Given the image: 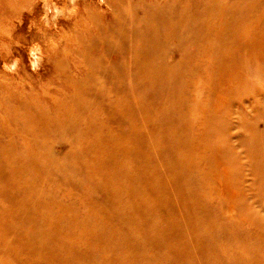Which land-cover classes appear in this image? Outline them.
<instances>
[{
    "label": "rangeland",
    "instance_id": "obj_1",
    "mask_svg": "<svg viewBox=\"0 0 264 264\" xmlns=\"http://www.w3.org/2000/svg\"><path fill=\"white\" fill-rule=\"evenodd\" d=\"M215 1L217 5L212 6L209 11V14H214V35L217 34V28L219 30L224 28L221 20L231 17L225 7L232 2L231 0ZM172 2L173 0H0V147H2L0 148V158H5L4 149L12 150L14 160L22 163L24 159L21 158L20 150L25 148L24 144L30 141L34 143L38 139L40 150L35 159L50 161L54 167L59 161L64 160L68 151V141L67 136L65 138L56 128L55 108L59 106H61L59 108L61 119L64 115L70 114L74 124L81 132L86 130L88 120L92 118L91 121L97 125L99 133L104 139L109 137L112 132H115V135H127L133 129L132 120L136 121L135 130L141 137L138 143L150 144L149 135H152L155 129L157 132L161 126L156 125L155 127L149 120L156 118L161 121V117L163 118L164 113L168 110L176 112L180 108L183 110L186 107H182L181 104L177 109L176 106H172L173 103H170L171 107H168L169 91L164 90L163 86L152 85L147 75L141 76L142 68L138 69L133 66L130 55L132 50L137 46L140 47L139 44H136L134 35L150 26H155L158 28L157 30H160V33H164L167 31L163 27L165 17H170L173 13L174 16L182 18V9L190 8L186 5H179V7L176 5L178 9L169 12L168 10L173 9ZM242 6V4H238L237 7L239 9ZM242 20L244 21L238 30L243 29L244 33L248 31L249 36L258 33L264 41V0H249L248 12L246 11ZM192 21L193 19L190 17L187 23H192ZM175 35L174 38L182 42L169 45L160 54V57L168 61H179L184 58L188 64L187 71L181 79V82L190 86L185 94L186 101L193 102L195 100L196 92L193 87L195 84L201 86L202 89L201 108L198 110L191 107L185 111L182 117L186 126L177 130L180 132L181 139L186 143V154L189 160L194 168L203 175V187H200L198 181L188 183L182 180L176 185L177 188L179 187L176 193L181 195V198L178 199L179 203L175 200L172 202L176 203L175 206L178 209L171 208L176 209L175 212L182 216L179 210L184 209L185 206L181 205L186 203L185 197L189 195L191 200H197L202 205L203 210H201L200 217L206 213L225 225L226 229L221 235L218 234L220 236L218 243L226 246L225 249L213 247L212 255L208 254L207 259L190 257L187 264H214L215 259L223 264H242L239 261L241 258L247 259V261L255 259L257 262L264 263V225H258L253 218H248L242 211V209L253 210L264 216L262 205L260 206L254 188L253 160L255 155L252 150L254 146L250 141L255 134L257 136L258 132L264 130V61L255 60L248 65L249 79L256 88L251 92L233 90L232 82H235L238 77H228L227 70L218 74L219 78L214 79L216 86L212 87L208 81V64L212 59L204 50L214 37L203 41H200L201 36L192 38L194 30L191 24L185 25L181 30L179 25ZM192 39L194 41L182 46L183 41L188 42ZM247 39L248 37L244 41L256 42L251 38ZM94 63L95 65H93ZM197 80L200 81L199 84L195 83ZM81 87L87 92L78 99L76 94ZM121 96L125 97L128 103H124L120 107L124 106L123 108L129 110L131 118L119 121L116 115L114 117L106 115L101 107L109 101L116 104ZM136 99L142 102L145 110L143 108L140 110L135 106ZM214 105L217 106L214 110V118L219 119L220 122L217 121V129H208V109ZM68 106H72V111L65 113ZM45 114L47 118H44ZM31 117L40 119L41 127L44 124L49 125H47L46 131L38 130L41 128L40 126L34 128L35 131L31 135L33 138L30 139V137L28 138L30 141H27L26 137L28 136L26 135L29 133H27L26 125L32 121ZM175 117L178 118L179 114L177 113ZM17 118L21 121L19 122ZM22 126L25 127L20 128ZM15 131L17 132L15 133ZM168 134L160 139L162 146H168L170 142ZM223 135L224 137H222ZM93 138L95 139V136ZM115 142L121 146L133 143L117 138H115ZM30 144L32 143L30 142ZM117 147L116 145L113 149L115 160H125L129 170L133 165L127 161L124 152L116 150ZM219 147H223L221 151L224 154L227 153V156L220 160L216 158L219 156L215 152L216 148L219 150ZM106 149L111 151L112 144L108 142ZM166 155L171 160L166 159ZM141 156L144 157L145 154L142 153ZM174 156L162 150L161 158L154 159L151 165L148 164L151 166L147 168L148 182H137L134 186L135 190L145 191L144 189L149 186L153 178L160 187L171 188L172 185L167 183V180L165 182V178L167 173H170L167 163L173 161ZM207 158H209L208 161L204 160ZM28 159L33 162L31 153L28 155ZM233 159L236 161L234 167L231 166ZM142 160L145 159H140V165ZM145 164L146 161L143 165ZM6 168V165L0 163V171ZM182 168L183 165L178 166L179 170L175 172V177L181 174ZM51 171L55 176V172ZM6 172L8 173V171ZM99 173L102 172L99 171ZM8 176L9 173H5V177H2L0 173V181H7ZM33 176H36L34 181L36 180L37 189L40 191L42 188L40 192L44 193L48 200L53 198L51 187L43 182L49 179L48 176L37 173H33ZM41 178L44 180L40 181ZM71 178L76 186L68 184L69 182L66 184V192L69 197L67 200H63V207L59 209V206L54 205L55 207L53 206L50 210V221H59L60 224L52 222L53 224L50 223V225L62 232L65 230V234H68V237L76 243L78 249H82L80 252L83 251V254L89 252L93 257L95 256L94 261L97 264L105 261L107 264H132V262H135L134 264H167L165 263L167 244L160 243L155 239L166 225V222L163 224V222L154 221L160 215L153 218L152 213L149 212L147 217H144L148 237H152L151 240H146L145 234L135 232L139 219L138 215L132 212L133 199L130 194L124 193L118 201L117 208L122 214L120 220L112 215L94 212H92L93 215H89L86 214V210L97 205L98 195H87L91 188L87 180L79 183L78 180L81 178H77L75 174H71ZM57 179L59 185L62 186L63 181ZM122 181L112 182V188L116 189L117 186L118 190ZM14 182L15 180L10 181L12 186H10L9 192L16 195L19 201L11 203L8 199L5 201L0 198V228L4 227L3 230L12 231L8 227L19 224L24 231L26 230L32 236L35 233L33 224L28 222L30 220L26 216H16L17 211L15 210V206H22L24 203L25 195L22 187L24 183L18 180H16V184ZM191 191L192 193H190ZM100 193L105 194V191L102 190ZM169 195L164 193L166 198H173L172 195ZM260 196L262 197V195ZM114 202L113 199L103 200L101 206H111V211ZM143 202H148L146 196L143 197ZM234 202L239 210L234 207ZM82 204H84L83 207ZM85 207L87 208L85 209ZM175 212H171L170 221L180 220L177 219ZM158 214H162V211ZM117 215L120 217L119 214ZM128 215L129 218H127ZM78 221L80 222L79 226L77 225ZM185 223L187 227L180 228L182 234H186L193 228L192 222L189 224V221H185ZM180 224L182 225V223ZM235 235L240 236V242L235 240ZM8 239L13 244L18 243L19 240L22 241V238L19 239L13 234H10ZM211 242L212 239L209 242L210 245H212ZM99 244L105 245V251ZM245 245L251 248V252L255 253L256 251L257 256L246 251L243 252L242 249ZM67 248L61 249L63 264H67V262L71 264L66 258L69 254ZM90 248L91 250L88 251ZM187 249L190 252L196 250L194 247H187ZM131 252L134 256L129 257ZM20 253L8 252L0 242V264L39 263L38 254L25 253L24 251ZM104 253H107V259H105ZM247 254L250 257L247 258ZM152 258H156V261L151 263L150 259ZM92 262L86 264H95Z\"/></svg>",
    "mask_w": 264,
    "mask_h": 264
},
{
    "label": "bare ground",
    "instance_id": "obj_2",
    "mask_svg": "<svg viewBox=\"0 0 264 264\" xmlns=\"http://www.w3.org/2000/svg\"><path fill=\"white\" fill-rule=\"evenodd\" d=\"M231 1L232 2L230 4H227L225 7L226 10L231 14V17L221 20V24H223L224 28L222 30H219L217 28L216 35H214V30H215V24L213 21L214 14H209V11L211 10L212 6L217 5L215 0H173L172 2L173 9L168 10L169 12L177 10L178 8H176V5L178 7L179 5L181 6L186 5L190 7L189 9L188 8L182 9L181 11L182 18L178 16H174L173 13L170 15V17H165L164 18L165 22L163 24V27H165L167 31H164V33H160V30H157L158 29L157 27L150 26L142 30L141 32H138L136 35H134V40L136 44H139L140 47L137 46L136 49L131 51L130 56L133 61V66H135L138 69L142 68V72H140L141 76L147 75L152 85L156 84L163 86L164 90L169 91L168 107H171L170 103H173L172 106H176L177 109L179 108L178 106H181V104L182 107L183 106L186 107V109L181 110L180 108V110L176 112H172V111L170 112L168 108L167 109L168 111L164 113V117L163 118L161 117V121L156 120V118L155 119L151 118L149 120V122L153 123V126L155 127L156 125L161 126L157 132L155 129L152 135H149V141H151L150 144L143 145L138 143L141 137L138 135L137 131L135 130L137 125V124L135 125L136 121L134 122L132 120L131 126L133 129L127 135H122V134L115 135V132H112L109 135V137L104 139V137L99 133L97 125H94V123L91 121L92 118H89L88 120L89 123L86 130L85 131L83 130V132H81L78 130L79 128L74 124L73 118H71L72 116L70 114L64 115V117L61 119L60 117L61 115L59 116L60 113L59 108H61V106H59L58 108L57 107L55 108L56 128L60 132V134L65 136V138L67 136L68 151L66 152L65 159L59 161L54 167L52 166V163L50 161L47 162V161L35 159V157L38 156L40 150L39 140L37 139L33 143V141H30V139L33 138L31 135L33 131H35L34 128L39 127L41 121H39L40 119L38 120L31 117L32 121L30 122V124L27 125L25 124L27 126L26 127L27 133H29V135H26V133L24 134L28 136L26 137L27 138L26 140L27 141L29 140L32 144L28 142L24 144L25 145L24 149L19 148L21 149L20 150L21 152L20 154L22 155L21 158L23 157L24 159L23 162L19 163L18 161L14 160L15 158H14V154L12 153V150L9 151L7 149H4L5 158L4 159L0 158L2 159L0 163L6 165L7 167L6 169L0 171L1 176L5 177V173L6 174L9 173V176L7 177V181H3V180L0 181V198H3L5 201L8 199L11 203L18 202L19 201L18 197L9 192V188L10 186H12L10 185V181L15 180L14 184H16V180L20 182L23 181L24 184L22 187L24 189L25 198L22 206L21 205L15 206V210L17 211L16 216H21V215L26 216L30 220L28 222L33 224V229L35 231V233L32 236H30L26 230L24 231V229H22L19 226V224H14L8 227L12 231L3 230L4 227L0 228V242L3 244V247L8 252L21 254L20 252L24 251L25 253L31 252L36 255L38 254L39 255L38 264H63L62 262L64 261V259L62 257L63 253L61 252V249L64 247H68L67 251L69 254L68 256H66V258L68 259L69 262H71V264H82V263L86 264V263H90L91 261H93L92 263L96 262L94 261L95 256L93 257L92 254H90L89 252H88L89 254L87 252L86 253L84 252L85 255L82 253L83 251L80 252L82 249L80 248L78 249L76 243H74V241L68 237L69 236L68 234L67 235L65 234V230L63 231L64 232L63 233L54 226L50 225V223L52 222L59 223V221H50L51 220L50 210L51 208H53L54 205H57V207L59 206V209H61L64 205L63 200L68 199L67 197H69V194L66 192V184L69 182L68 184H71L72 186H76L74 184V180L71 178V174H75L77 178H81L80 180H78L79 183H82L85 180H87L90 183L91 188L87 192V195L89 196L98 195L97 205L89 207L86 210V214L91 215L92 212H94L96 214L100 213L103 215H112L120 220L122 214L120 213V210L117 208V205L119 199L123 196L124 193L127 192V194H130L133 199L132 212L138 215V219H139L138 227L135 232L136 233L142 232L143 234H145L146 240L148 239L151 240L152 237H148L149 234L147 231V226L144 221V217H147L149 212L152 213L153 218L160 215L154 221H159L160 223L163 222V224L166 222V225L164 229H162L159 232V234L155 237V239L160 243L167 244V246L165 247L167 248L165 255V259H166L165 263L167 264H187V261L189 260L190 257L207 259L208 254L212 255L213 247H219L225 249L226 246L218 243L219 241L218 238L220 237L218 236V234L221 235V233H224V231L226 230L225 225L214 220L212 217H210V215L206 213H203V215L200 217L201 210H203V208H201L202 205L200 204V202L198 203L197 200H191L189 195L186 196L185 197L186 203L181 205L185 207L184 209L179 210V212L182 213V216H180V214L178 215L175 212L176 209L171 208V207L174 208L176 207L175 206L176 203L175 204L172 203L173 200L179 203L178 199L181 198V195H178L176 193V190L179 188V187L177 188L176 185L180 183L182 180L188 183L198 181L200 187L201 188L203 187V183H202L203 175H201L194 168V165L189 160V157L186 154V143L181 139L180 132L179 130H177V129H183L186 126V122L182 117L185 111H188L191 107L198 110L201 108L200 99L202 96L201 94L202 89L200 88L201 86L197 84H195L194 86L192 85L194 87V92H196L195 100L193 102H189L188 100L186 101L185 94L189 90L190 86L185 82H181V79H183L187 71L188 64L185 62L184 58H181L179 61H174V60L168 61L160 57V54H162L168 48L169 45L175 44L176 42H182L176 40L177 38H174L176 36L175 32L178 29L179 25L181 30L185 25L191 24L194 30V36L192 38L195 37L198 38L201 36L202 38L200 39V41H203V40H209L214 37L213 40H211L210 43L208 44L209 46L207 45L208 47L204 50V52L212 59V61H209L210 64H208L209 85L215 87L216 85L214 83V79L219 78L218 74H220L221 71L227 70L229 73L227 74L228 77L231 76L238 77V79L235 82H232L233 90L243 91L247 93V92H251L253 89H256L249 79L247 68L252 61L255 60H260L261 62L264 61V41L258 35V33H254L249 36L248 31L244 33L245 30L243 29L238 30L241 27V23L244 21L242 19L244 18L246 11L248 12L249 0H231ZM238 4H242L243 6L238 9L237 7ZM190 17L193 19V21L192 23H187ZM197 33L200 34L197 35ZM247 37L248 39L251 38L252 40H256V42L253 41L245 42L244 40ZM192 41H194V39L188 42L183 41L182 46ZM93 65H95V63ZM195 83L199 84L200 81L197 80L195 81ZM78 90H80L77 91L78 94H76L78 99L81 98L82 94L84 95L87 92V90L83 89L82 87L79 88ZM231 94L232 92L230 91V95ZM125 99H126L125 97L121 96V98L118 99L119 101H117L115 104L109 101L110 99L108 97L109 103L101 107V110L104 113L106 112V115H108L109 117H114L116 115L119 121H122L124 118H131L129 110L123 108L124 106L120 107L122 106V104L128 103L127 100ZM135 106L138 107L140 110L142 108L145 110V106L142 105V102H139L138 99H136L135 101ZM216 107L217 106L214 105L212 107H209L208 109L209 112L208 129L210 128L217 129V121L220 122L219 119L214 118L215 115L214 110L216 109ZM23 108L26 110L25 107ZM70 111H72V106L71 107L68 106L65 110V113L66 112L70 113ZM22 113L25 114L24 112ZM177 113L179 114L178 118L175 117ZM99 114L101 113L99 112ZM94 116L95 113L93 115V118ZM44 118H47L46 114ZM20 121L21 120L19 119V122ZM156 123H160V124H156ZM47 125L44 124L43 127L40 126L41 128H39L38 130L46 131ZM23 127L25 126H22L20 128ZM8 129L11 130V128ZM17 131H15V133ZM22 132L25 131L22 130ZM167 133H169L168 137L170 142L168 146H162L160 144V139L166 137L165 135ZM93 136H95V139L93 138ZM222 137H224V135ZM115 138L124 141H130L131 143L133 142L134 145H132L133 144L132 143L131 145L128 144V146H121V144H117L115 142ZM20 140L22 141V139ZM250 141L251 144H253L254 146L252 150L255 155V159L253 160V165L255 169L254 188L260 206L262 205L261 207L263 212L264 211V205H263L264 203V199H263L264 197V130H262V132H258L257 136L255 134L250 139ZM108 142L112 144L111 151L106 149V145H108ZM260 143H262L261 146ZM116 145L118 146L116 150L118 149L120 152H124L127 161L131 165H133L129 170L125 164V160L124 161H118L117 159L115 160V156H114L115 151L113 152V149H115ZM222 149L223 147H219V150L217 148L215 150V152H217V156H219L216 157L218 160L222 159V157L227 156V153L224 154L221 151ZM162 150L167 151V153H169L170 155H175L173 161H168L167 163V167L170 168V173L168 172L167 177L165 178V182L167 180V183L172 185L170 186L171 188L160 187L155 183V180L153 178L149 186L146 189H144L145 191L135 190L134 186L136 185L137 182L138 183L148 182L149 178H148L147 168L151 167L149 165H151L154 159L159 160L161 158ZM30 153L33 162L28 159V155ZM142 153L145 154L144 157L141 156ZM153 155L157 157H154ZM140 159H145L141 161V165H140ZM166 159L171 160L167 155H166ZM204 160L208 161L209 158ZM145 161L146 164L143 165ZM39 162L42 163L40 164ZM179 165H183V168L182 170H180L181 174L178 177H175V172L179 170L178 169ZM235 165H236V161L233 159L231 161V166L234 167ZM51 170L55 172V176L52 174ZM97 170L98 173L96 174ZM6 171H8V173ZM99 171H101L102 173H99ZM33 173L44 174L48 176L49 178L48 180H44L41 178L40 181L44 180L43 182H45L48 185V187L49 186L51 187V190L53 191L52 192L53 198L51 197L50 200H48L44 195V193L42 194V192H40L42 188L40 191L37 189V186H35L36 180L34 181L36 176L34 177ZM184 175H186V177H184ZM57 178H59L60 181H63L62 182L63 183L62 186L64 185L63 187L59 185V181ZM116 180L124 181V184L122 181V183H120L118 186V188L120 187L122 189L119 188L117 190L116 184H115L116 189L112 188L113 185L111 186V184ZM231 185L233 186L232 183ZM60 187L62 188L59 190ZM102 190L105 191V194L100 193V191ZM113 190H115V192H113ZM164 193L170 194L169 196L172 195L173 198H169V199L166 198L164 196ZM190 193H192V191ZM260 195H262V197ZM145 196L147 197L149 203L143 202V197ZM112 199L115 202L113 209L111 211H110L111 206L110 207L101 206V202L103 200L106 201ZM78 201L81 200L78 199ZM83 205L84 204H82V207ZM239 205L242 206L240 203ZM234 207L238 209L235 202H234ZM86 208L87 207H85V209ZM160 211H162V214H158ZM242 211L245 215L248 216V218L250 219L253 218L254 222L257 223L258 225L261 226L264 225V216L260 215L258 212L253 210H243V209ZM171 212H175L177 215V219L180 220L170 221ZM117 214H119L120 217H118ZM127 218H129V215ZM167 219L168 221H166ZM185 221H189V224L190 222H192L193 228L191 229V231L188 230L186 234H182L180 232V228L182 226L187 227ZM118 222H122V221H118ZM180 223H182V225ZM79 224L80 222L78 221L77 225L79 226ZM2 225L4 224L2 223ZM10 234L16 235L19 239L22 238V241L19 240L18 243L13 244L12 241H10L9 239L7 240V237ZM239 237H240L239 235H235V240L237 242H240ZM94 239L97 238L94 237ZM211 239H212L211 242L212 245L209 244ZM93 242L95 243V241ZM79 243L80 242L78 241V244ZM85 246H81V247H85ZM187 247L188 248L194 247L196 248V250L190 252L187 249ZM101 248L103 249V251H105L104 244L101 246ZM250 249H251L250 247L245 245L242 250L243 252L246 251L247 253L257 256V252L255 251V253H253L251 252ZM89 250H91V248L88 249V251ZM93 251L95 252V250ZM106 254L104 253L105 259H107ZM131 256H134L132 252L129 257ZM248 257L250 256L247 254V258ZM135 259H136V255H135ZM153 261H156V258L150 259L151 263ZM239 261L242 264H249V263L264 264L257 262L255 259L250 260L251 261L250 262L247 261V259L241 258ZM213 262L214 264H223L218 259H215V261ZM134 263L132 262V264ZM99 264H107V261Z\"/></svg>",
    "mask_w": 264,
    "mask_h": 264
}]
</instances>
